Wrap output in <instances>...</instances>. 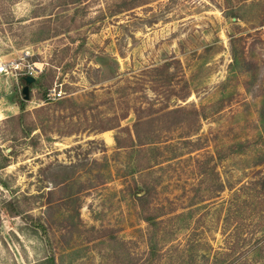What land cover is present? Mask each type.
I'll return each instance as SVG.
<instances>
[{
    "label": "rangeland",
    "instance_id": "374dc122",
    "mask_svg": "<svg viewBox=\"0 0 264 264\" xmlns=\"http://www.w3.org/2000/svg\"><path fill=\"white\" fill-rule=\"evenodd\" d=\"M120 4L0 0V264H143L141 206L165 221L152 264H264V0ZM167 101L205 118L139 146L134 113ZM114 117L132 146L96 130Z\"/></svg>",
    "mask_w": 264,
    "mask_h": 264
},
{
    "label": "trees",
    "instance_id": "16d2710c",
    "mask_svg": "<svg viewBox=\"0 0 264 264\" xmlns=\"http://www.w3.org/2000/svg\"><path fill=\"white\" fill-rule=\"evenodd\" d=\"M79 2H86L88 0H78ZM147 4V0H121L120 5H116V9L114 10V13L119 14L127 10L134 9L136 7H140ZM77 28L75 27L74 30ZM69 30V29H67ZM69 32V31H66ZM24 77L20 76L19 81L21 86L25 85ZM52 79L48 86H51ZM39 85V80H35L33 84L30 85V87H38ZM30 93V88L29 92ZM22 94V93H21ZM187 94L183 97H176V100L178 101H185L187 98ZM23 97V96H22ZM24 98V97H23ZM26 101L21 100L20 103H18V107L20 110H23L24 104ZM69 102V101H68ZM62 102L61 104H63ZM175 106V107H174ZM172 107V108H170ZM148 108L150 110L147 115L143 116L142 113L141 115L138 114L140 110H136L134 113L135 115V123L133 124V129L132 131L135 132V137L138 142L139 146H145L146 144H156L158 143V139L154 138H146L142 139L140 135L138 134V131H173V130H178V129H184L185 131H196L197 127L199 126V123L201 120L205 118V115L202 114L201 111L197 110L195 107H183L180 105L175 104V102H172V106H170L167 103H165L162 107L159 109H154L153 104H149ZM123 118V117H122ZM122 118L119 117H114L111 119L110 125L106 127H98L99 131H126L127 132V137L129 138V141L131 143V146L133 145V141L131 139V135L129 133V129L126 128H120L119 122ZM189 132V133H190ZM119 133V132H118ZM148 143H147V142ZM114 142L117 146L118 149H126L128 146L125 144V141H122L118 134L114 135ZM264 188V184H263ZM143 190H141L139 193H135L137 196L140 194ZM136 200L141 202L143 204L146 201V196L144 194L141 195V197H137ZM144 196V197H142ZM5 210L9 216H17V209L15 208L14 204L11 201H8L5 203ZM142 208V209H141ZM140 208V214L142 217V221L146 224L147 226V231H146V242L148 245V254L146 258V262L143 264H152V259L154 258L156 252H155V247L158 245V241H161V238H163L162 233L163 230L161 229V224H165V221H158L160 216H156L151 214V212L148 209H144L142 206ZM178 217H182V215H178ZM176 219V218H174ZM173 220V219H172ZM33 226L37 228L41 232L43 236H45L46 231L45 228L41 225L40 220L37 219L34 221ZM101 237L99 236L98 239ZM192 240L191 238H188L186 241L187 247L192 246ZM239 247L235 244L233 245H228V252L225 254V258L231 257L238 251ZM126 257V264H136L135 259H132L127 255ZM45 264H54V261L52 258H49L46 260ZM234 264H251L250 262H247L246 260H240L237 263Z\"/></svg>",
    "mask_w": 264,
    "mask_h": 264
},
{
    "label": "built area",
    "instance_id": "2783aa9c",
    "mask_svg": "<svg viewBox=\"0 0 264 264\" xmlns=\"http://www.w3.org/2000/svg\"><path fill=\"white\" fill-rule=\"evenodd\" d=\"M16 66H15V70H16ZM7 72V68L4 65H0V74L6 73ZM63 98V94L60 90L56 91L55 89H51L49 90V93L47 94V99L48 101L53 100V101H58L61 100Z\"/></svg>",
    "mask_w": 264,
    "mask_h": 264
},
{
    "label": "water",
    "instance_id": "95a60500",
    "mask_svg": "<svg viewBox=\"0 0 264 264\" xmlns=\"http://www.w3.org/2000/svg\"><path fill=\"white\" fill-rule=\"evenodd\" d=\"M35 77H32L30 75L25 76L24 81L25 85L22 88V95L24 96V100L28 101V92H29V86L35 82Z\"/></svg>",
    "mask_w": 264,
    "mask_h": 264
}]
</instances>
